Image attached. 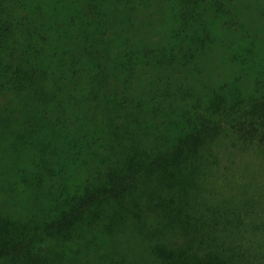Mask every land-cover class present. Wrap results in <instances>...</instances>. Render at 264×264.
I'll return each instance as SVG.
<instances>
[{
  "label": "rangeland",
  "instance_id": "374dc122",
  "mask_svg": "<svg viewBox=\"0 0 264 264\" xmlns=\"http://www.w3.org/2000/svg\"><path fill=\"white\" fill-rule=\"evenodd\" d=\"M179 2L19 4V41L55 100L23 106L36 116L23 127L16 118L23 99L0 93V105L14 109L12 121L0 107L1 251L16 246L27 264H157L130 230L137 220L122 200L103 203L93 227L72 218L68 228L59 215L80 187L100 185L135 152L171 149L186 120L211 108L223 133L201 150L193 174L139 186L170 210L217 217L243 264H264V129L248 142L231 130L249 121L264 93V0H231L235 26L207 3ZM84 6L97 15L85 34ZM171 52L177 61L164 62Z\"/></svg>",
  "mask_w": 264,
  "mask_h": 264
},
{
  "label": "trees",
  "instance_id": "16d2710c",
  "mask_svg": "<svg viewBox=\"0 0 264 264\" xmlns=\"http://www.w3.org/2000/svg\"><path fill=\"white\" fill-rule=\"evenodd\" d=\"M17 1L0 0V93L12 92L23 99L22 107H17L16 118L25 127V120L32 122L36 116L33 115L35 109L23 106L50 102L55 98L53 94L47 92L40 70L28 62L25 45L23 41H19L21 38L17 24L14 23V13L20 12L24 0L10 5ZM175 1L191 4L190 0ZM193 2L211 5L219 16L228 20V26L236 25L233 22L235 15L231 0H193ZM84 7L87 13H78L79 17L80 15L85 17L82 18L84 22L80 20L78 26L83 34L97 19V15L92 13L90 8ZM26 12L27 10L24 13ZM184 14L182 17L187 16L188 11ZM90 49L93 50L92 47ZM85 51L87 56L96 55L88 50ZM161 57L165 58L164 62L168 61L167 63L177 61L173 52L162 54ZM136 61L138 62L137 59ZM93 63L94 60L91 65H94ZM263 94L252 103L247 114L249 121L239 120L231 125L233 133L244 142L259 137L264 129ZM92 99L95 100L96 95ZM0 107L10 119L13 117L14 109L10 105L1 104ZM222 124L218 116L213 115L211 108L193 115L191 119L186 120L184 133L179 135L171 149L167 151L164 149L156 156L154 154L147 156L140 152L128 155L124 168L113 169L100 185H86L80 187L77 193H72L71 197L67 198V210H64L59 218L64 217L62 220L68 228H71L72 222L76 221L72 218L81 222L86 218L87 226L93 227L95 219L102 220L98 208L103 203L122 200L126 204L128 219L133 222L137 220V224L130 226V230L136 238L147 245L157 264H243L240 255L235 252L234 243L226 241L222 236L223 232L218 229L223 228V224L217 217L204 219V216L183 214L180 206L170 210L168 205H163V198H158L156 204L155 197L144 194L145 197L144 190L139 186V184L143 186L148 184L150 188L154 187L155 182H151L153 176L157 179L162 175L164 180H169L174 178L175 174L183 175L184 172L185 177L192 175L196 167H199L198 155L201 150L223 133ZM260 142L264 143V135L260 138ZM67 193V188L58 192L62 197L67 196ZM1 216L5 218L8 215L1 213ZM26 262H28L27 257L16 246L7 252L0 250V264H27Z\"/></svg>",
  "mask_w": 264,
  "mask_h": 264
}]
</instances>
